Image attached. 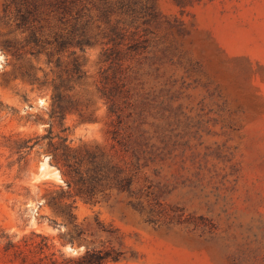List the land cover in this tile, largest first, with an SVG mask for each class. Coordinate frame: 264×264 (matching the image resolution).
<instances>
[{"label":"rangeland","instance_id":"obj_1","mask_svg":"<svg viewBox=\"0 0 264 264\" xmlns=\"http://www.w3.org/2000/svg\"><path fill=\"white\" fill-rule=\"evenodd\" d=\"M3 4L1 229L20 237L44 234L55 250L76 257L91 241L99 246L109 240L96 231L98 219L117 230L112 243L126 253L115 264H264V0H158L163 20L176 26L173 61L159 75H146L141 110L133 117L127 111L122 127L133 132L139 123L143 148L157 154L135 185L147 204L133 208L128 193L112 190L100 204L78 199L74 221L45 197L67 189L48 141L21 163L9 148L10 142L48 133L52 93L31 81L45 74L52 79L53 66L43 54L22 61L4 49L12 28L2 19ZM160 31L166 35L167 26ZM100 52L76 50L87 78L71 95L88 114H69L64 121L75 149L110 148L119 122L96 91ZM53 134H60L57 125ZM74 226L95 236L89 243L63 244L61 237L74 235Z\"/></svg>","mask_w":264,"mask_h":264},{"label":"trees","instance_id":"obj_2","mask_svg":"<svg viewBox=\"0 0 264 264\" xmlns=\"http://www.w3.org/2000/svg\"><path fill=\"white\" fill-rule=\"evenodd\" d=\"M3 20L12 28L4 49L18 60L45 55L53 66V78L47 74L34 79L39 87L51 90L49 130L46 135L10 142L9 148L24 162L29 152L48 141L52 159L66 180V188L46 194L47 203L59 209L69 221L76 219L77 200L86 204L106 202L109 192L128 193V204L144 209L147 200L135 192L143 172L156 163V152L142 146L139 123L133 132L124 133L127 118L141 110L144 80L153 72L159 75L171 56L175 25L165 22L158 9V0H3ZM178 6L185 8L178 1ZM162 25L167 34L160 36ZM182 25V24H181ZM25 37V38H22ZM100 47V68L95 81L100 98L119 120L113 127L110 148L75 149L70 146L64 127L69 114L85 118L80 98L71 95L74 86L87 78L82 55L87 48ZM68 55L66 56V54ZM31 70L35 69L31 66ZM173 77V76H172ZM171 79V76L170 78ZM130 115L127 117L126 112ZM137 121V120H135ZM57 125L60 134L54 136ZM123 127V128H122ZM124 130V131H123ZM145 197H149L146 195ZM151 206V205H150ZM153 207V206H152ZM96 231L108 236L107 241L76 257H67L55 250L52 239L41 233L23 236L9 234L0 228V264H115L125 258V251L112 243L117 230L95 219ZM88 230L74 226V235L63 244L89 243Z\"/></svg>","mask_w":264,"mask_h":264}]
</instances>
